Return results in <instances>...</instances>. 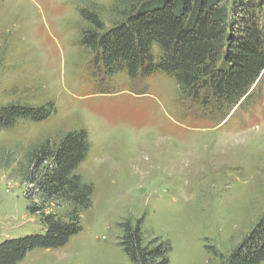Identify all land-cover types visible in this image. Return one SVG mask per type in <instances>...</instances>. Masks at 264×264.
Listing matches in <instances>:
<instances>
[{
    "label": "rangeland",
    "instance_id": "374dc122",
    "mask_svg": "<svg viewBox=\"0 0 264 264\" xmlns=\"http://www.w3.org/2000/svg\"><path fill=\"white\" fill-rule=\"evenodd\" d=\"M114 1L0 0V107H54L0 129V243L45 232L18 172L27 148L84 129L90 148L76 172L93 193L81 231L16 264H133L121 245L127 221L144 242H169V264H222L264 210V76L216 111L163 72L107 74L82 42L81 12Z\"/></svg>",
    "mask_w": 264,
    "mask_h": 264
},
{
    "label": "trees",
    "instance_id": "16d2710c",
    "mask_svg": "<svg viewBox=\"0 0 264 264\" xmlns=\"http://www.w3.org/2000/svg\"><path fill=\"white\" fill-rule=\"evenodd\" d=\"M81 14L87 23L82 42L107 74L126 70L135 78L163 72L196 106L230 110L264 76V0H115L107 9L87 8ZM53 108L52 103L37 109L0 107V129L21 119L41 121ZM89 148L84 129L27 148L18 172L30 202L27 209L39 215L45 232L2 241L0 264H16L35 249L62 247L81 231L80 213L91 206L93 185L76 169ZM51 205L67 211H47ZM121 226V245L133 264H169L168 241L144 242L138 223ZM222 259V264L264 259V210Z\"/></svg>",
    "mask_w": 264,
    "mask_h": 264
},
{
    "label": "built area",
    "instance_id": "2783aa9c",
    "mask_svg": "<svg viewBox=\"0 0 264 264\" xmlns=\"http://www.w3.org/2000/svg\"><path fill=\"white\" fill-rule=\"evenodd\" d=\"M5 185L11 186V182H10V181H8V182H6V184H5Z\"/></svg>",
    "mask_w": 264,
    "mask_h": 264
}]
</instances>
